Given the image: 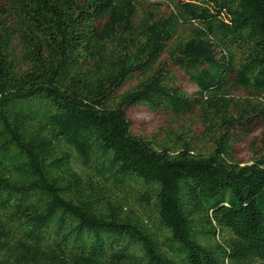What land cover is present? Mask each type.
<instances>
[{
	"label": "trees",
	"instance_id": "1",
	"mask_svg": "<svg viewBox=\"0 0 264 264\" xmlns=\"http://www.w3.org/2000/svg\"><path fill=\"white\" fill-rule=\"evenodd\" d=\"M257 122L264 0H0V264H264Z\"/></svg>",
	"mask_w": 264,
	"mask_h": 264
},
{
	"label": "rangeland",
	"instance_id": "2",
	"mask_svg": "<svg viewBox=\"0 0 264 264\" xmlns=\"http://www.w3.org/2000/svg\"><path fill=\"white\" fill-rule=\"evenodd\" d=\"M162 10L165 13H169L170 10L167 6H162ZM164 59H166L164 57ZM172 73L176 78V83L184 91L188 93H196L198 91L197 86L192 83L188 77L176 66H173L168 62ZM137 82V76L130 82H128L123 90L129 89ZM232 94L236 97H248L256 96L251 94L244 88H237L233 90ZM127 115L132 122V129L137 134L145 136H151L159 128L165 126L169 121V114L164 111H150L147 108L140 106H133L128 108ZM197 134L200 133L201 127L195 126ZM264 133V124L257 122L253 127L250 128L249 132L237 130L235 132V141L232 144L234 149V157L242 164H248L253 160V143L256 142V148L260 150L262 147V137Z\"/></svg>",
	"mask_w": 264,
	"mask_h": 264
}]
</instances>
